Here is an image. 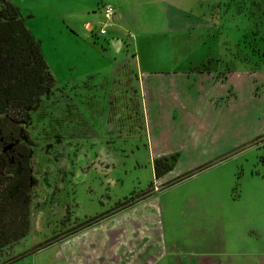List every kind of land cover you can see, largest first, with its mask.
<instances>
[{
  "label": "rangeland",
  "instance_id": "rangeland-1",
  "mask_svg": "<svg viewBox=\"0 0 264 264\" xmlns=\"http://www.w3.org/2000/svg\"><path fill=\"white\" fill-rule=\"evenodd\" d=\"M9 1L37 40L53 79L29 107V122L18 124V140L28 149V223L23 235L1 246L0 262L12 257L8 264L54 263L56 253L73 250L81 239L58 240L149 192L159 202L158 218L145 225L162 232L167 247L173 239L184 247L198 238L208 251H224L223 264L244 258L227 251H264V0L219 1L215 38L225 62L205 65L220 68L212 80L217 99L199 106L194 93L185 94L189 107L171 113L144 104L132 91L133 78L102 65L112 50L98 41L101 51L91 49L90 33L77 28L84 41L58 31L56 15L48 16L56 27L45 30L42 18L50 9L42 0ZM77 19L91 27L90 15ZM162 42L160 37L154 51L170 61L149 67L188 64L178 45ZM150 140L184 145L171 159L169 153V173L161 179L153 173ZM170 251L181 257L189 250Z\"/></svg>",
  "mask_w": 264,
  "mask_h": 264
},
{
  "label": "crops",
  "instance_id": "crops-1",
  "mask_svg": "<svg viewBox=\"0 0 264 264\" xmlns=\"http://www.w3.org/2000/svg\"><path fill=\"white\" fill-rule=\"evenodd\" d=\"M219 1L42 0L41 6L44 4L50 9L43 15L42 24L45 30H53L56 26L53 27L54 22L48 16L56 15L58 31L65 30L78 40L84 41L87 38L81 35L79 30L90 33L91 49L101 51L94 43L98 41L101 48L112 50V55L100 54L103 57L102 65L115 71L112 73L122 74V78H133L135 87L132 86V91L141 96L144 104L148 101L155 110H168L171 113L178 108L189 107L186 104L190 103V100L184 97L185 94L194 93L199 106L203 102L214 104L217 99V81L212 80L216 78L220 68L205 65L225 62V57L219 50L220 41L215 38L220 25ZM13 5L19 10L17 5ZM103 6L112 8L108 19L103 15ZM81 15L91 16V27L86 28L83 22L77 19ZM23 22L26 24L24 19ZM101 26H105L102 35L108 32L109 36L103 40L95 39ZM160 37L164 47L178 45L185 54L181 60L186 58L188 64L174 70L149 67L148 64L158 60L170 61L166 58L168 54H157L154 51L155 46L161 45L157 43ZM197 43L198 46L195 47ZM232 58L234 59V56ZM142 63L147 67H141ZM101 77L105 79L106 74ZM150 141L154 148L153 157L168 156L173 150L178 152L184 146L176 143L164 144L160 140ZM168 171H163L155 178L166 177ZM156 200L154 201L149 192L123 207L110 208L101 215L102 217L88 221L83 229L56 242L64 244L72 236L81 239L73 250H60V253H56L57 257L51 264H160V259L168 252L170 256L167 264H223L222 256L225 254L221 249L208 251L206 245H202V240L198 238L191 240L190 246L184 247L173 239L167 247L162 232H157L158 229L152 224L146 227V223L158 218L156 214L159 202ZM85 234L88 235L86 240L81 238ZM170 250L189 251L179 257ZM226 253L228 256L244 257L237 259L238 264H264V251L237 250ZM12 259H5L0 264H8ZM46 263L48 264L47 260L40 264Z\"/></svg>",
  "mask_w": 264,
  "mask_h": 264
},
{
  "label": "trees",
  "instance_id": "trees-1",
  "mask_svg": "<svg viewBox=\"0 0 264 264\" xmlns=\"http://www.w3.org/2000/svg\"><path fill=\"white\" fill-rule=\"evenodd\" d=\"M52 79L41 49L18 10L9 0H1L0 248L27 229L28 149L18 140V124L29 122V107L50 87ZM167 159H154V176L170 167Z\"/></svg>",
  "mask_w": 264,
  "mask_h": 264
},
{
  "label": "built area",
  "instance_id": "built-area-1",
  "mask_svg": "<svg viewBox=\"0 0 264 264\" xmlns=\"http://www.w3.org/2000/svg\"><path fill=\"white\" fill-rule=\"evenodd\" d=\"M103 15L106 19H108L112 13V8L110 6H103L102 7ZM98 33L102 34L105 32V26H101L98 28Z\"/></svg>",
  "mask_w": 264,
  "mask_h": 264
}]
</instances>
